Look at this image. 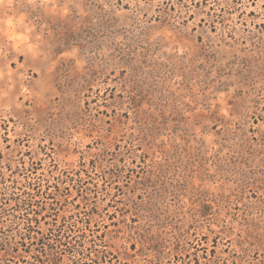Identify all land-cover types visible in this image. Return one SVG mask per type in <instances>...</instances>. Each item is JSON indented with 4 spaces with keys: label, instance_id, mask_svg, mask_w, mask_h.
Listing matches in <instances>:
<instances>
[{
    "label": "rangeland",
    "instance_id": "374dc122",
    "mask_svg": "<svg viewBox=\"0 0 264 264\" xmlns=\"http://www.w3.org/2000/svg\"><path fill=\"white\" fill-rule=\"evenodd\" d=\"M0 212V264H264V0H0Z\"/></svg>",
    "mask_w": 264,
    "mask_h": 264
},
{
    "label": "trees",
    "instance_id": "16d2710c",
    "mask_svg": "<svg viewBox=\"0 0 264 264\" xmlns=\"http://www.w3.org/2000/svg\"><path fill=\"white\" fill-rule=\"evenodd\" d=\"M28 205L29 203L25 205V207H29ZM31 222L30 225H28L26 232H24L23 234L10 237V239L2 237L0 238V252H2V254H20V251L29 253L32 246H36L35 249L37 250V252L39 251L41 252V254H46V249L44 248L45 243H43V241H45V237L49 235L48 233H43L38 230L37 218L32 219ZM35 235H39L40 238H34ZM49 254H59V251H57L55 248H50Z\"/></svg>",
    "mask_w": 264,
    "mask_h": 264
},
{
    "label": "clouds",
    "instance_id": "9594fccd",
    "mask_svg": "<svg viewBox=\"0 0 264 264\" xmlns=\"http://www.w3.org/2000/svg\"><path fill=\"white\" fill-rule=\"evenodd\" d=\"M44 3H45V7L47 6V0H44ZM4 7H6V8H9V7H11V4L10 3H7V4H4ZM67 6H65L64 8H63V11L66 13L67 12ZM18 39H22V38H19L18 37Z\"/></svg>",
    "mask_w": 264,
    "mask_h": 264
},
{
    "label": "snow or ice",
    "instance_id": "6c2138e0",
    "mask_svg": "<svg viewBox=\"0 0 264 264\" xmlns=\"http://www.w3.org/2000/svg\"><path fill=\"white\" fill-rule=\"evenodd\" d=\"M20 58H21V59H23V57H22V56H21Z\"/></svg>",
    "mask_w": 264,
    "mask_h": 264
}]
</instances>
